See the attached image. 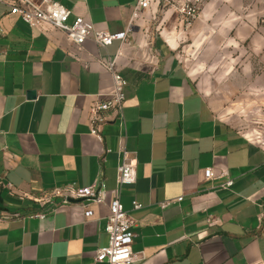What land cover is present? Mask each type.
I'll use <instances>...</instances> for the list:
<instances>
[{
    "label": "crops",
    "instance_id": "0c3cea01",
    "mask_svg": "<svg viewBox=\"0 0 264 264\" xmlns=\"http://www.w3.org/2000/svg\"><path fill=\"white\" fill-rule=\"evenodd\" d=\"M54 1L70 23L83 17L114 34L126 31L137 2ZM0 30V264H107L94 258L109 240L121 149L139 163L121 194L136 223L133 264H264V147L216 114L170 37L137 22L126 43L80 49L59 31L28 27L2 2ZM106 55L128 85L124 123L110 115L100 142L90 108L113 90L99 62ZM94 184L105 186V203L73 198ZM57 188L70 203L40 201Z\"/></svg>",
    "mask_w": 264,
    "mask_h": 264
},
{
    "label": "rangeland",
    "instance_id": "374dc122",
    "mask_svg": "<svg viewBox=\"0 0 264 264\" xmlns=\"http://www.w3.org/2000/svg\"><path fill=\"white\" fill-rule=\"evenodd\" d=\"M141 23L175 42L216 114L264 147V0H155Z\"/></svg>",
    "mask_w": 264,
    "mask_h": 264
},
{
    "label": "built area",
    "instance_id": "2783aa9c",
    "mask_svg": "<svg viewBox=\"0 0 264 264\" xmlns=\"http://www.w3.org/2000/svg\"><path fill=\"white\" fill-rule=\"evenodd\" d=\"M9 7V14L18 16L28 27L45 30L54 29L63 33L67 40L78 48H82L88 40H93L99 47L106 49L116 41L126 43L128 36L132 34L137 22H141L142 14L151 11L155 0H137L132 17L126 31L110 33L97 30L93 23L83 17H76L70 23L71 11L54 0H0ZM1 32V30H0ZM101 67L112 76L113 90L107 97L98 96L90 108V133L103 142L102 127L108 123L109 116L115 115L124 123V103L126 101L127 81L120 72L116 57L108 55L99 60ZM121 162L118 167L117 186L114 199L109 205L106 233L108 244L97 250L96 263L107 264H133L139 258L133 253V243L136 237L133 228L136 223L131 215L124 210L121 202L122 190L126 186L135 185L138 180V157L134 151L121 149ZM227 175V173H225ZM207 179L214 178L212 169H206ZM234 181L229 179L222 187L229 189ZM72 188V186H71ZM75 199H88L91 202L103 204L106 200L105 186L91 185L85 188L73 189ZM51 198H61L64 203L71 202V196L63 189L57 188L40 201L49 202ZM182 198L178 199L181 201ZM134 209L142 208V205L134 201ZM85 209V217L93 216V211L88 204H80ZM166 204H164L165 206ZM44 217V215H38Z\"/></svg>",
    "mask_w": 264,
    "mask_h": 264
},
{
    "label": "water",
    "instance_id": "95a60500",
    "mask_svg": "<svg viewBox=\"0 0 264 264\" xmlns=\"http://www.w3.org/2000/svg\"><path fill=\"white\" fill-rule=\"evenodd\" d=\"M73 202V201H72Z\"/></svg>",
    "mask_w": 264,
    "mask_h": 264
}]
</instances>
